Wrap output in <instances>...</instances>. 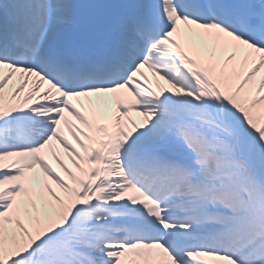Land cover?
<instances>
[{
    "label": "snow or ice",
    "instance_id": "1",
    "mask_svg": "<svg viewBox=\"0 0 264 264\" xmlns=\"http://www.w3.org/2000/svg\"><path fill=\"white\" fill-rule=\"evenodd\" d=\"M0 264H264V0H0Z\"/></svg>",
    "mask_w": 264,
    "mask_h": 264
}]
</instances>
